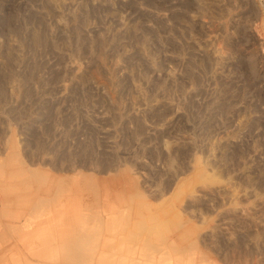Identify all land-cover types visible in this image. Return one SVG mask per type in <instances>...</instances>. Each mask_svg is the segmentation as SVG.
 Here are the masks:
<instances>
[{
    "label": "rangeland",
    "instance_id": "374dc122",
    "mask_svg": "<svg viewBox=\"0 0 264 264\" xmlns=\"http://www.w3.org/2000/svg\"><path fill=\"white\" fill-rule=\"evenodd\" d=\"M0 171L36 226L172 211L183 263L264 264V0H0Z\"/></svg>",
    "mask_w": 264,
    "mask_h": 264
},
{
    "label": "bare ground",
    "instance_id": "6f19581e",
    "mask_svg": "<svg viewBox=\"0 0 264 264\" xmlns=\"http://www.w3.org/2000/svg\"><path fill=\"white\" fill-rule=\"evenodd\" d=\"M8 180L10 181V179ZM3 186L4 182L1 180L0 190L4 189ZM30 187L32 186L30 185ZM33 194H26L25 198L22 197L25 207L33 204L36 198ZM106 194L108 198L109 195ZM1 195L0 225L4 226L5 231L0 233V264H186L183 263L182 258L187 254L190 255V252L197 247L198 238L195 241L193 237L197 234L198 228L190 225L189 222L182 221V216L175 215L172 211L171 213L165 211L162 213L161 210L155 214L154 211L147 209L148 213L145 214L140 209L134 213L122 212L118 214L119 216L115 212V216L110 219L106 214L103 217L99 216L103 219L98 218L97 214L94 215L97 220L95 217L93 219L100 227L96 229L91 227L97 226L93 225V222L91 226L87 223L77 222L81 215H85L81 211H71L70 208L67 210L73 201L72 198L71 200L70 197H67L64 201L65 211L57 215L59 217H57V221H53L51 224V220L56 219V216L49 215V212L47 217L48 215L51 217L41 220L39 226H36L34 221H29L26 213L11 210L19 199L22 200L21 196L3 199ZM125 198L119 197L122 201H126ZM142 199L141 194L137 193L134 198L127 200H130L128 202L131 200L141 202ZM40 202L42 203V199ZM112 204L107 205L111 206ZM4 208L7 209L5 212ZM109 213L111 215L112 212ZM43 216L46 218V215L43 214ZM120 218L126 224H120ZM14 221L19 222V225L13 224ZM199 252L194 254H201ZM205 257L206 255L203 253L201 255L202 264H212ZM187 264L196 263L193 260Z\"/></svg>",
    "mask_w": 264,
    "mask_h": 264
}]
</instances>
